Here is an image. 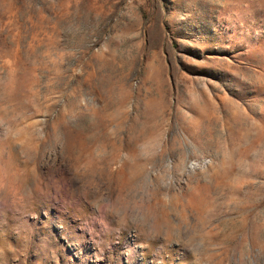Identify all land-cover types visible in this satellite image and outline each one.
Listing matches in <instances>:
<instances>
[{
  "label": "rangeland",
  "instance_id": "obj_1",
  "mask_svg": "<svg viewBox=\"0 0 264 264\" xmlns=\"http://www.w3.org/2000/svg\"><path fill=\"white\" fill-rule=\"evenodd\" d=\"M0 264H264V0H0Z\"/></svg>",
  "mask_w": 264,
  "mask_h": 264
}]
</instances>
